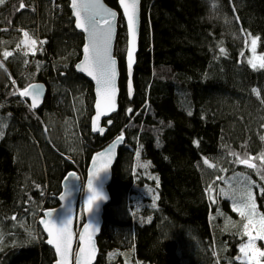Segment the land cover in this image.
I'll list each match as a JSON object with an SVG mask.
<instances>
[{
	"label": "trees",
	"instance_id": "obj_1",
	"mask_svg": "<svg viewBox=\"0 0 264 264\" xmlns=\"http://www.w3.org/2000/svg\"><path fill=\"white\" fill-rule=\"evenodd\" d=\"M106 1L118 7V0ZM69 5L7 0L0 6V123L7 125L0 138V264H54L40 217L59 205L62 181L75 163L90 164L119 135L126 142L113 169L97 264H109L107 253L126 242L144 264H239L235 256L245 239L239 226L220 236L215 222L227 214L229 195L221 189L229 193L230 182L231 194L243 184L259 202L264 198V69L247 63L243 43L251 33L264 53V0H142L135 97L128 98L125 55L119 56L120 109L104 137L91 132L94 87L74 69L84 37ZM21 29L46 40L39 56L17 49ZM122 30L123 21L119 37ZM4 51L13 56L5 60ZM36 82L48 87L38 111L18 95ZM82 94L89 111L78 120L74 102ZM237 155L252 158L256 168L238 163ZM142 158L158 184L145 170L135 171ZM138 185L156 190L159 199ZM26 218L34 233L17 225Z\"/></svg>",
	"mask_w": 264,
	"mask_h": 264
},
{
	"label": "snow or ice",
	"instance_id": "obj_2",
	"mask_svg": "<svg viewBox=\"0 0 264 264\" xmlns=\"http://www.w3.org/2000/svg\"><path fill=\"white\" fill-rule=\"evenodd\" d=\"M5 2L6 0H0V5H3ZM119 3L123 8V15L126 18V27L129 35L126 66L128 74L131 77L134 64V52L137 47L140 0H119ZM70 4L74 10V16L76 18L75 27L88 33L89 43L85 45L83 49V61L76 65V67L81 73H86L96 82V91L103 102L104 111H101V102H97V116L93 123V131H98L103 134L104 129L99 128L96 122L99 121L101 115L107 114L108 111L116 110L115 96L117 93V70L116 60L112 54V42L116 31V13L103 8L100 4V0H70ZM24 7L25 5L20 3L19 8L23 9ZM85 13L87 14L86 17L84 16ZM23 36L25 39L17 44V49H20L22 44L27 45L28 51L35 55L37 50V40L32 39L28 32H23ZM257 39L258 38H253L251 41L253 52H255ZM44 43H46V41H40L41 45ZM219 52L221 55H227L223 48H220ZM23 55L27 56L28 52H24ZM12 56L13 52L11 51L3 52L5 60ZM257 59L259 60V64L255 63L252 59H249L247 63L251 65L253 69H264V57H258ZM0 67H3L2 63H0ZM38 89V85L30 84L23 90L18 91L20 97L31 98V104L29 105L30 109H35L39 106L41 95ZM253 92H255L257 96L260 95L259 91L256 89H253ZM12 94L16 95L17 92H13ZM131 94V83H129L130 97ZM132 111L131 108L127 109L129 114L132 113ZM108 123H111V121L109 120ZM6 127V124L0 123V138L4 135L3 128ZM123 138V135H121L117 142L122 141ZM261 139L264 140V136H262ZM98 155L100 157H106L110 155V152L99 153ZM137 157H139V153H137ZM250 159L252 158L240 159L237 155L238 163L246 165L249 169H255L256 165L250 163ZM260 159L264 160V154H262ZM205 163H207V161H205ZM142 166L146 168L148 165L145 164ZM107 170L108 162L103 163L101 167H96V162L94 161V171L91 173L92 178L87 181L88 189L91 192V195H89L87 199V212L89 215L95 211L100 202L108 199V196L103 194L98 187H94V181H100L102 179L100 173H107ZM70 175L75 178V174ZM153 179L157 181V184L159 183L157 177H153ZM244 179L248 180L247 177H244ZM261 179H264V176H262ZM208 191L209 197L211 198L212 189L210 188ZM221 192H223L225 196L229 195V193L224 192L223 189H221ZM261 194L264 195V189H261ZM71 195V191H67L64 195L60 196V199L66 200ZM154 199H159V197L156 196ZM233 199H235V197ZM233 208L239 212L242 219H246L247 222L243 224L242 234L248 236V241L246 243H241L239 248L242 256H237L235 259L238 261L243 260L244 264H249V262L250 264H261L259 258H264V251H261V249L256 246V241L264 240V215L259 214L256 210L255 199L250 186H245L240 193L239 202L233 203ZM47 216L49 217L48 219L41 221L49 236L47 243L54 246L56 253L60 255L58 264H68L73 240V231L71 227L73 212L69 209L68 215L59 221L53 218L52 212H48ZM257 217L259 218L257 219ZM13 219H15V217H13ZM148 219L150 220L151 218L149 217ZM92 228H94V226L89 222V224L85 226L83 233L80 234L79 240L85 241V234H88L89 230ZM253 231H255V235H252ZM88 243L90 245V250L87 255L90 259L95 251L91 236L88 237ZM85 252L86 250L84 248L79 249L80 256L77 259V264H81V257L85 255Z\"/></svg>",
	"mask_w": 264,
	"mask_h": 264
},
{
	"label": "water",
	"instance_id": "obj_3",
	"mask_svg": "<svg viewBox=\"0 0 264 264\" xmlns=\"http://www.w3.org/2000/svg\"><path fill=\"white\" fill-rule=\"evenodd\" d=\"M69 2H70V0H69ZM100 4L102 5L103 8L109 9L112 12L116 13V21H115L116 31H115L113 42H112V54H113L114 59L116 60V70H117V77H116L117 93L115 96L116 110L115 111H108L107 114L101 115L99 121L96 122V124L99 128L104 129L103 134H101L98 131H93V123H94L95 118L97 116V108H96L97 102H101V111H104L103 102L101 101V99L98 96L97 91H96V82L91 77H89L86 73H81L76 67V65L80 64L83 61V58H84L83 49H84L85 45H87L89 43L88 33L84 32L82 29H78L75 27L76 18L74 16V10L72 9L71 4L69 5V7H70V10L72 12V17L74 19V27L84 37V44L82 47V56H81L80 60L75 64L74 69H75L76 73L83 76L86 80H88L90 83H92V85L94 87L95 103H94V115L91 118V132L94 135H99L101 137H104L107 135L109 128L113 124V116L116 113H118V111L120 109L121 67H120V60L116 55V46L118 43L119 28H120L121 21H123L125 29H126L127 49L129 47V45H128L129 35L127 32V27H126V18L123 15V8L121 7L119 0H118V7L117 8L111 6L106 0H100ZM86 15L87 14L85 13L84 16L86 17ZM141 30H142V0H140V5H139V24L137 27V47H136V50L134 52V64H133V70H132L131 77L128 74V70H127V66H126L127 50L125 53V68H126V74H127V94H128V98L130 101H133L134 97H135L134 74H135V67L137 65V56H138V53L140 51ZM129 83H131V92H132L131 97L129 96ZM32 84L39 86L38 91L40 92V95H41L40 103H39L38 107L33 109L34 111H38L41 109V107L43 106V104L45 102V99H46V96L48 93V87L44 82H36V83H32ZM21 98L24 101L31 104V98L30 97H21ZM109 120L111 121V123H108ZM120 136L121 135H119L118 137L111 140L104 148L97 151L93 155V157L90 161L89 167L87 169V179H86V182L84 185L82 183V178H81L79 172H77V171H74V170L70 171L65 176V178L62 181V192L58 196L59 205L55 208H50V209L44 210L43 215L39 219V225H40L45 237L48 240L49 236L47 234V231L44 229V225L41 223L42 220H46L49 218L47 216V213L52 212L53 218L56 219L57 221H59V220L64 219L68 215L69 209L72 210L73 218H72L71 227H72V231H73V240H72V245H71V253H70L69 258H68V264H77V259L80 256V253H79L80 248H84L86 250L85 255L83 257H81V264H97L98 255L100 253V249H99V245H98V238L101 235V230H102L103 223H104V219H103L104 211H105V208L109 205V203L112 200V197H111V194L109 191V186L111 185L112 179H113V169H114V166L117 162L120 148H122L126 142L125 141L126 138L124 136H123L124 138L122 141L117 142V140ZM109 152H110V155L106 156V157H100L98 155L99 153H109ZM94 161L96 162V167H101L103 163L108 162L107 173L101 172L100 175H101L102 179L100 181H94V187H98L102 191L103 194L108 196V199L106 201L100 202L98 207L95 209V211L91 215H89L87 212V199H88V196L91 195V192L88 189L87 181L92 178L91 173L94 171ZM70 174H75V178ZM67 191H71L72 195L69 198H67L66 200H61L60 196L64 195ZM83 191H84L83 201H84L85 223L82 226L81 230L78 232L77 231V215H78L79 201H80L81 194ZM94 207H95V205H94ZM89 222L94 226V228L90 229L88 234H85V241H80L79 240L80 234L83 233L85 226H87L89 224ZM89 236H91V241L94 244V248H95L94 254L91 255L90 259L88 258V255H87L88 251L90 250V245L88 243V237ZM50 246L54 250V253L56 255V261L54 262V264H58V262L60 260V255L58 253H56L54 246H52V245H50ZM112 264H122V263H112Z\"/></svg>",
	"mask_w": 264,
	"mask_h": 264
},
{
	"label": "rangeland",
	"instance_id": "obj_4",
	"mask_svg": "<svg viewBox=\"0 0 264 264\" xmlns=\"http://www.w3.org/2000/svg\"><path fill=\"white\" fill-rule=\"evenodd\" d=\"M7 1V0H6ZM1 6V5H0ZM125 27V26H124ZM122 28H123V24H122ZM20 33L22 34V38L20 41L24 40V36H23V32H28L29 36L32 39H36L37 40V50L35 52V57L39 56L42 53V50L44 48V44L41 45L40 41H46L44 38H42L39 35L38 31L32 30V29H21L19 30ZM125 31L122 30L120 37L118 38V43L116 46V55L117 57L125 55L126 50H127V37L125 36ZM247 34V33H246ZM253 38H258L257 36L252 35L251 33H248L247 35V40H243L244 43V47H245V53H246V58L247 61L249 59H252L255 63L259 64V60L257 59L258 57H264V53L260 51L259 49V38L256 40V45H255V52L252 51V45H251V41ZM42 48V50H41ZM21 52H28V55H33L31 52L28 51V47L27 45H21L20 49ZM42 62V61H41ZM43 63V62H42ZM65 66V65H64ZM67 67V66H65ZM56 85L52 84V88L53 90H55ZM83 94L82 96L79 98V102L75 100L74 102V112L77 115V119L80 120L81 116H84L85 114H88V107H87V103L86 100L83 98ZM125 135V134H124ZM147 164L148 166L145 168L142 165ZM76 166V171L79 172L81 178H82V183L83 185L86 182L87 179V169L89 167L88 162L85 160L82 163H75ZM137 169L135 171H139V169L145 170L147 176L150 179H153V177H156L154 175V173H152L150 170V166L149 164L146 162V160H144L143 158L141 159L140 163H138ZM156 174V173H155ZM157 175V174H156ZM158 176V175H157ZM155 180V179H153ZM236 190L234 192H232L231 194V182L228 183V190H229V196L227 198V201H225V205H227V214L225 216V213H221V217L222 219H220V222H215V226L218 227V232L219 235H234L236 232V226H239L240 228V234L243 236V238L245 237V239L243 240L242 243H246L248 241V236L243 235V224L246 223V219H242L241 216L239 215V212L234 210L233 208V203H238L240 200V193L243 191V189L245 188V185L243 184H239L237 187H235ZM137 189L140 190V192L145 195L146 197L148 196L151 197V199H154V197H156V190L154 191L152 188L148 187V186H137ZM252 191V190H251ZM252 194L254 196L255 199V204H256V210L259 214L264 215V198L262 200V202H259L257 196L253 193ZM83 197H84V191L81 194V198L79 201V207H78V215H77V231L79 232L82 228V226L85 223V214H84V201H83ZM235 197V199H233ZM132 199L135 200H139V196H130L129 200L132 201ZM231 214V218L230 215ZM236 217H235V215ZM36 219L38 220V215L37 213L33 214ZM33 217V216H32ZM225 217H227V220L225 219ZM136 221L137 222H141L142 221V217L141 215H137L136 217ZM230 218V219H229ZM259 217H257L258 219ZM235 221H232V220ZM17 225L26 233H34L35 231V224L34 221L32 220V218H26V219H22L20 221L17 222ZM226 226V227H225ZM225 227V228H224ZM255 231L252 232V235H255ZM129 242H126L125 244H122L121 247L112 250L110 252L107 253L106 255V259L107 262L110 263H114V262H121L122 264H144L142 262V260L136 255V252L134 250V248L132 246H130L128 244ZM241 245V244H240ZM239 245V246H240ZM256 246L258 248L261 249V251H264V240H257L256 241ZM240 248V247H239ZM237 256H242V254L239 251V254ZM236 258V256H235ZM261 261V264H264V258H259ZM236 260V259H235ZM236 262H238L239 264H244L243 260H236ZM250 264V262H249Z\"/></svg>",
	"mask_w": 264,
	"mask_h": 264
},
{
	"label": "bare ground",
	"instance_id": "obj_5",
	"mask_svg": "<svg viewBox=\"0 0 264 264\" xmlns=\"http://www.w3.org/2000/svg\"><path fill=\"white\" fill-rule=\"evenodd\" d=\"M99 255H100V253H99ZM99 255H98V257H99ZM97 261H98V259H97Z\"/></svg>",
	"mask_w": 264,
	"mask_h": 264
}]
</instances>
